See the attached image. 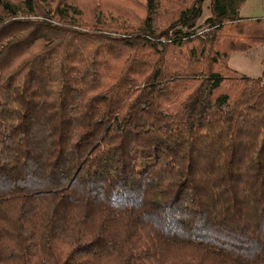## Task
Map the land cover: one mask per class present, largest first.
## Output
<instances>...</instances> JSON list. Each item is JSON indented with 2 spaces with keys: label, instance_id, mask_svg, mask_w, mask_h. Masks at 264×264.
<instances>
[{
  "label": "trees",
  "instance_id": "1",
  "mask_svg": "<svg viewBox=\"0 0 264 264\" xmlns=\"http://www.w3.org/2000/svg\"><path fill=\"white\" fill-rule=\"evenodd\" d=\"M116 1L0 0V264H264V16Z\"/></svg>",
  "mask_w": 264,
  "mask_h": 264
},
{
  "label": "rangeland",
  "instance_id": "2",
  "mask_svg": "<svg viewBox=\"0 0 264 264\" xmlns=\"http://www.w3.org/2000/svg\"><path fill=\"white\" fill-rule=\"evenodd\" d=\"M74 3H78L83 10V14L86 18L92 19L93 15L91 10L97 11L101 10L104 12H110L113 14V17H120L117 15L118 10L115 9L116 0H72ZM144 0H131L128 6V17H138L141 18L144 14V7L142 3ZM209 14L208 10V0L204 2L203 5V14L202 17L198 20V24H202L204 18ZM105 15V14H104ZM240 15L243 17H260L264 16V0H245L240 8ZM110 16H104L107 22L113 23V20ZM166 17V14H163L162 18ZM159 18L156 20L157 29L164 25V19ZM167 19V17H166ZM132 20V18L130 19ZM264 56V45H259L253 47L249 50L243 52L233 53L229 60L228 65L237 70L240 73L246 74L251 77H258L261 75L263 70V65L261 63V58Z\"/></svg>",
  "mask_w": 264,
  "mask_h": 264
}]
</instances>
